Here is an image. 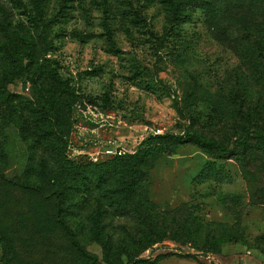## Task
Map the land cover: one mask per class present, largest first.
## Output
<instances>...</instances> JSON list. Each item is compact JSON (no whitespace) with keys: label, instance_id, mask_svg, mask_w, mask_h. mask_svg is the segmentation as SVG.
I'll use <instances>...</instances> for the list:
<instances>
[{"label":"rangeland","instance_id":"rangeland-1","mask_svg":"<svg viewBox=\"0 0 264 264\" xmlns=\"http://www.w3.org/2000/svg\"><path fill=\"white\" fill-rule=\"evenodd\" d=\"M169 2L38 0L37 14L34 0H0V23L12 30L19 62L0 54V92L15 110L0 109V264H264V242L256 239L264 230L259 166L218 163L211 157L220 151L196 139L231 148L244 127L264 132V72L234 39L216 36L190 0ZM50 86L74 101L64 126L53 117L48 123L47 132H59L57 152L52 134L39 145L21 130L49 115L38 90ZM154 129L161 137L142 146ZM184 134L190 138H174ZM115 146L133 150L130 156L153 151L128 209L111 206L122 187L119 170L101 184L94 175L129 158L105 153ZM40 179L62 192L60 219L89 258L71 249L60 227L35 225L40 200L16 183ZM143 235L160 241L129 260L121 249Z\"/></svg>","mask_w":264,"mask_h":264},{"label":"trees","instance_id":"trees-1","mask_svg":"<svg viewBox=\"0 0 264 264\" xmlns=\"http://www.w3.org/2000/svg\"><path fill=\"white\" fill-rule=\"evenodd\" d=\"M34 1L35 11L38 14V12L40 13L39 8L36 5L38 4V0ZM165 1L169 6L172 4L169 2L172 0ZM189 9L199 10L200 14L205 17L206 25L213 29L216 36L234 39V41H236L241 47L242 51L244 53L246 52L250 57H252V63L254 64L255 68L258 70L260 69L261 72H264V0H190ZM0 25V31L2 35V40H0V54L4 55L5 58H10L8 62H14L16 66H19V62L15 56L17 48L16 44H13L15 39L11 34L12 30H10L7 25H3L2 23H0ZM45 42L46 41L44 37L39 38L40 46L45 47L44 51H47ZM30 49L32 48L28 47L27 51H30ZM3 82L4 78L0 77V88L2 87ZM50 88L51 89H47L46 91L44 88L40 87L38 90V92L41 94V97H45L47 99L46 101L50 104L48 110L46 106H41L40 108L43 110V112H47L49 115L47 117L44 116L46 119L38 117L37 120H30L28 124L31 123L32 126H24L23 124L21 130L31 131L32 136L34 137V143L39 145H41L44 139H46L47 134H52L51 143L49 145H52L53 150L57 152L59 145H57L56 142H61L60 137L57 134L59 132H56V130H54L55 128L50 132H47L49 125H51L48 123H51L50 120L53 117L52 121L56 124V126H64L66 122L65 112L71 107L74 101L73 96L70 95V92H67L65 94L66 97H63L56 93L53 86H50ZM0 109L2 112L9 110V113H13V111H15L13 110L14 107L11 104V97L9 94H7V92H0ZM61 113L62 117H60ZM242 129L245 131V133L243 131L242 134L236 137L234 146L231 148L221 144L214 138H205L198 133L196 139L199 141L198 143L201 145V147H203V149L208 151L209 147L214 146L220 151L218 155L211 157L214 161L218 163H225L230 158H237L238 160L243 161V165L252 163L257 164L260 168V175L264 177V132L253 130L247 127ZM159 137H161V135L151 134V136L147 137L146 140L142 141V146L147 140H155ZM174 138L179 141H183L185 138L189 139L190 137L184 134ZM152 152L153 151H150V153L140 152L135 156H130L131 154H129L128 159L123 158V160L118 158L114 161L113 165L110 164L101 168L99 167L95 170L94 175L96 178V183L99 184L108 179L106 177L111 173V171H116L118 169L121 173L122 187L119 189L120 195L115 196V198H118V200L116 202L113 201L111 206L116 203L121 209H128L131 204H134L133 198L137 194L138 186H141L142 188L145 183L144 168L149 165V162L152 159L150 158V154ZM57 156H59V154L55 155L54 161L56 162L58 160L56 159ZM65 165L66 164H63L60 167V170L63 172H70V167H68V165L66 167ZM84 171L85 169L82 171L84 174L81 175L82 178L89 177L88 171L86 170V173ZM104 173H106V176L103 175ZM38 175L43 177L42 172H39ZM27 182H17L16 185L31 193L40 200V202L35 204V210L41 211V217L40 219L35 220V225L38 223V221L40 225H43L40 220L44 221L47 232L51 230L48 228L47 222H50L52 227H60L66 238V242L69 246H71V249H77L78 254L81 255L82 258H89L90 255L86 253L85 249L82 248L75 240L74 233L60 219V214H58L57 209L58 199L56 195L62 192L58 189V187L54 186L53 184L46 185L42 179L37 182ZM257 196L261 197L260 202H262L264 205V188L262 189V193L259 195L257 194ZM97 200H99V198H97ZM39 206H41V208ZM177 227H179V229L175 230L174 232L177 233V235L183 234L179 233L183 231L181 228L182 225H177ZM147 231L153 235H157L158 233V231L156 232L150 228H148ZM185 231L188 232L190 230L186 229ZM193 231L200 232L199 229H193ZM205 237L206 239H209L211 238V234L205 233ZM174 239L177 241H182V237L180 236H175ZM256 239L261 243L264 242V230L262 234H260ZM158 241H160L159 237L149 240L148 236L143 235L142 238L132 241V247L122 248L121 253L131 260ZM102 244L106 255L109 252L108 246L106 245L107 243L103 242ZM196 248L199 250L210 251L219 250V248H206L204 245H197ZM261 250H263L264 253V248H261ZM142 262H144V260H139V263ZM88 264H91L90 261Z\"/></svg>","mask_w":264,"mask_h":264},{"label":"built area","instance_id":"built-area-1","mask_svg":"<svg viewBox=\"0 0 264 264\" xmlns=\"http://www.w3.org/2000/svg\"><path fill=\"white\" fill-rule=\"evenodd\" d=\"M151 134L152 135H158L159 133H161L160 129H154V130H151ZM134 151L133 150H130V149H126L124 147H121V146H115V147H109V148H106L105 149V153L106 154H110V155H113V156H122V155H125V154H132Z\"/></svg>","mask_w":264,"mask_h":264}]
</instances>
